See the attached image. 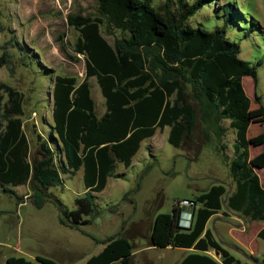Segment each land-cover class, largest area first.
<instances>
[{
	"label": "trees",
	"instance_id": "obj_1",
	"mask_svg": "<svg viewBox=\"0 0 264 264\" xmlns=\"http://www.w3.org/2000/svg\"><path fill=\"white\" fill-rule=\"evenodd\" d=\"M211 1L164 0L154 7L146 0H98L108 27L123 33L113 44L102 36L98 24L71 18L70 25L79 32L76 52L86 57V77L82 82L70 76L54 78L53 125L49 139L33 158L23 127V95L0 83L4 93L0 94L3 191L32 183L36 207L52 203L62 225L81 229L100 213L96 194L106 188L118 165L129 168L142 142L158 129L170 127L169 143L181 149L195 141L198 131L205 144L213 138L221 140L226 134L224 123L229 121L237 137L235 158L229 165L235 190L226 200L227 187L215 184L192 199L196 207L189 210L193 216L189 228L182 225L186 208L176 204L172 213L156 215L149 245L196 251L180 264H264V257L252 258V262L236 258L207 227L220 211L264 221V188L254 168H264V152L255 159L250 156V145L264 147V133L252 139L248 136L252 124L264 123V106L252 110L244 89L248 80L243 86L244 77L256 81L257 72L239 58L240 46L228 41L225 27L207 31L188 23ZM10 58L4 52L0 68ZM91 77H96L106 100L101 118L91 96ZM80 170L86 192L71 210L50 189L64 183L62 175ZM258 237L264 240V228ZM100 243L104 249L85 264H135L134 246L122 233ZM212 250L220 260L207 254ZM7 264L60 263L38 256L37 262L10 257Z\"/></svg>",
	"mask_w": 264,
	"mask_h": 264
},
{
	"label": "rangeland",
	"instance_id": "obj_2",
	"mask_svg": "<svg viewBox=\"0 0 264 264\" xmlns=\"http://www.w3.org/2000/svg\"><path fill=\"white\" fill-rule=\"evenodd\" d=\"M146 1L158 7L164 0ZM80 17L98 24L102 36L111 44L123 35L120 30L108 27L99 12L98 0H0V56L8 52L11 57L9 63L0 68V83L23 95L22 120L31 158L37 155L41 143L49 139L53 125L54 78L70 76L82 82L86 77V57L75 49L79 32L70 25L71 18ZM188 23L207 31L226 28L228 41L240 46L239 58L256 68V81L252 77L243 79V86L248 80L244 89L251 99V108L258 110L264 106V0H212ZM89 84L96 114L101 118L107 110L105 97L96 77H91ZM0 94H4L3 91ZM224 126L226 134L221 140L213 138L205 144L198 131L195 141L181 149L169 143L170 127L158 129L153 137L142 142L129 168L118 165L106 188L96 194L100 213L91 225L83 226L79 232L59 224L55 205L47 204L35 210L32 183L11 187L9 192L0 187V264H4L2 258L6 254L30 260L25 252L13 249L22 244L25 250L33 232L31 225L37 224L31 220L35 214L42 216L38 225H43L49 237L68 240L73 248H79L71 256L68 251L47 243L43 248L52 252L47 257L60 264H75L72 257L78 252H90V256L98 253V238L105 240L122 233L135 250L150 246L156 215L172 213L176 202L192 200L215 184L227 187L228 199L236 188L229 165L235 158L237 137L229 121ZM263 133L264 123H254L248 136L252 139ZM263 152V146L250 145L252 159ZM254 168L264 188V168ZM82 177L83 170L75 175H62L64 183L50 191L69 209H75V200L86 192ZM26 199L32 208H18ZM222 212L208 226L222 246L244 262L264 257V240L258 237L264 221H250L236 214L225 217ZM36 248L39 250L42 245L36 244ZM184 252L168 248L149 251L148 255L156 264H176ZM209 253L218 256L214 250ZM136 262L142 264L138 259Z\"/></svg>",
	"mask_w": 264,
	"mask_h": 264
},
{
	"label": "crops",
	"instance_id": "obj_3",
	"mask_svg": "<svg viewBox=\"0 0 264 264\" xmlns=\"http://www.w3.org/2000/svg\"><path fill=\"white\" fill-rule=\"evenodd\" d=\"M136 156V155H135ZM122 165V164H121ZM124 166V165H123ZM125 167V166H124ZM82 181H83V177H82ZM33 203V205H35L34 204V202H32ZM47 204H52V203H49V202H47L45 205H47ZM54 205V204H53ZM31 207L32 208V206H30V201L29 200H25V201H23V202H21V203H19L18 204V208L19 207ZM55 208L57 209V211H58V222H59V224L61 225V226H63L64 228H66V229H68V230H77L78 232L81 230V229H78V228H70V227H67V226H65V225H62L61 223H60V220H59V217H60V213H59V210H58V208L55 206ZM35 210H40V208H38V207H36V209ZM220 212H222V211H220ZM219 212V213H220ZM218 213V214H219ZM223 213V212H222ZM218 214H216V215H214L211 219H210V221H209V223H208V225H207V227L209 226V224H210V222L212 221V219L215 217V216H217ZM232 214H234L235 215V213H232ZM223 215L225 216V217H230V215H225L224 213H223ZM236 215H238V214H236ZM42 216H40V215H33V216H31V220H34V221H36L37 222V224H32L31 225V231H33L29 236H30V238H29V242L27 243V245L25 246V250L23 251V248L21 247L22 246V244L21 245H18V246H14V251H16V252H19V253H22V252H25V254L27 255V256H29V258H30V261H34V262H37V257L38 256H43V257H47L50 253H52L51 251H46V249H44L43 247L44 246H46V244L48 243V244H54V245H56V248L57 249H59V250H63V251H68V253L69 254H71V256L73 255V252H75V251H79V248L77 247V248H73L72 246H74V245H70V244H68V240L67 241H62V238H60L61 240H59V239H53V237L52 236H50L49 237V232L48 231H45V229H43L42 228V226L43 225H38V223H39V220H41L42 218H41ZM94 221V220H93ZM93 221L90 223V224H88V225H91L92 223H93ZM88 225H83V226H88ZM83 226H81V228L83 227ZM13 227V226H12ZM12 227H11V229H12ZM46 227V226H45ZM209 229H211L212 230V228H209ZM48 235V236H47ZM109 238V237H108ZM98 240L100 241V242H102L103 240L102 239H99L98 238ZM100 242H96V243H100ZM41 244L42 245V248L41 249H37L36 248V244L37 245H39V244ZM134 246V245H133ZM104 247H105V245H103L102 243H100V249H99V251H98V253H100L103 249H104ZM168 248H171V249H183V250H185V252H184V254L182 255V256H180V259L177 261V263L176 264H180L181 263V261L185 258V257H187L188 255H190V254H192V253H196V251L194 250V249H184V248H172V247H168ZM168 248H164V249H160V250H166V249H168ZM74 249V250H73ZM158 248H155V247H151V246H147V245H143V246H141V247H139V249H137V250H135V249H133V256H134V263H135V260L136 259H138V260H140L141 262H142V264H156V262L155 261H151V260H149V255H148V252L149 251H153V250H157ZM228 250V249H227ZM81 251V250H80ZM229 251V250H228ZM210 252V251H209ZM209 252H207V254H209V255H211ZM97 253V254H98ZM214 253H215V255H216V251H214ZM54 254V253H53ZM90 252H89V254H86L85 252H78V253H76L75 254V257H72V262L73 261H75V264H85L86 263V261L90 258V257H92V256H90ZM96 254V255H97ZM55 256V255H54ZM94 256V255H93ZM212 256V255H211ZM10 257H13V256H11V255H8V254H6V255H4V257L2 258V262L4 263V264H7V259L8 258H10ZM214 257V256H213ZM214 258H216L217 260H220V255L218 254V256L217 257H214ZM28 260V259H27ZM77 260H80L79 262L77 261ZM135 264H141V263H135Z\"/></svg>",
	"mask_w": 264,
	"mask_h": 264
},
{
	"label": "built area",
	"instance_id": "obj_4",
	"mask_svg": "<svg viewBox=\"0 0 264 264\" xmlns=\"http://www.w3.org/2000/svg\"><path fill=\"white\" fill-rule=\"evenodd\" d=\"M177 206H180L181 208H194L196 207V204L192 202L191 200H183L182 202H176ZM193 216L191 211H185L183 213V219H182V225L185 228H189L192 224Z\"/></svg>",
	"mask_w": 264,
	"mask_h": 264
},
{
	"label": "water",
	"instance_id": "obj_5",
	"mask_svg": "<svg viewBox=\"0 0 264 264\" xmlns=\"http://www.w3.org/2000/svg\"><path fill=\"white\" fill-rule=\"evenodd\" d=\"M226 199H227V196H226ZM226 201V200H225ZM216 255H218V252L216 251Z\"/></svg>",
	"mask_w": 264,
	"mask_h": 264
}]
</instances>
